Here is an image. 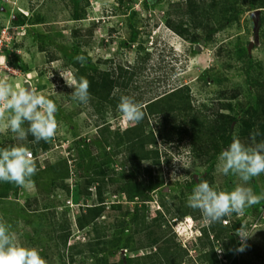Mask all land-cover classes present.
Returning <instances> with one entry per match:
<instances>
[{"label": "rangeland", "instance_id": "obj_1", "mask_svg": "<svg viewBox=\"0 0 264 264\" xmlns=\"http://www.w3.org/2000/svg\"><path fill=\"white\" fill-rule=\"evenodd\" d=\"M238 1V9L242 10L239 21L225 26L207 44H193L169 27L171 21L174 24L181 21L179 15L186 5L184 0H0V33L5 31L10 38L2 57L6 56L8 66L17 71L7 72L1 62L0 79L8 77L13 86L18 84L34 88L38 94L52 99L58 108L55 114L58 128L54 139L46 142V150L40 149L35 153L36 142L29 141L28 136L20 140L10 131H0V148L27 147L40 166L38 170L45 173L42 176L46 180L55 177V165L66 160L69 166L67 183L74 194L83 182L75 161L77 148L86 142L90 143L92 154L107 155L109 167L115 173L112 175L119 178L131 172L129 153L125 155L127 166L121 168L122 158L115 156L99 137L100 130L107 124L112 132L132 126L121 120V114L112 105L103 110L101 104L92 99L87 104L72 100L74 89L67 87L60 75L75 78L76 74L83 75L85 69L113 72L119 67L135 70L133 72L145 81L143 87L148 84L154 86L156 92L147 91L143 99L148 100L176 86L187 85L194 107L206 105L210 112L237 116L239 122L234 125V136L245 145H250L255 131H245V136L240 135L243 129L241 122L250 111L249 106L254 107L257 113L261 110L259 93H264V37L262 29L259 30L258 41L255 40L253 11L248 8L250 0ZM74 13L80 19H75ZM261 13L264 15V12ZM199 34L203 40L206 39L205 30ZM240 49L261 63L260 67L250 71L251 74L245 71V57L239 63L237 57L234 60L227 57L230 52L236 53ZM78 55L87 58L83 66L74 59ZM248 78L260 81L257 91L248 88ZM144 91L141 89L140 93ZM234 93L238 94V98H232ZM131 95L135 99L142 98L134 89ZM224 104L231 109H222ZM258 115L263 120L264 115ZM23 127H28L27 122ZM260 132L258 128L256 133ZM261 141H264L262 132L260 136H255V142ZM208 143L211 152L202 156V162L208 159L204 163L207 168L194 164L196 161L191 149H194L195 142L167 147L159 143L162 149H169L173 159L172 168L162 170L166 187L163 193H167L165 201L169 204L179 201L182 192H185L182 189L190 185L193 178L204 175V171L211 173L215 183L213 188L218 191L231 192L242 183L239 177L232 174L225 176L218 168L221 163L218 157L228 147V142L219 143L216 149L213 148L215 143ZM173 172L176 175H172ZM12 186L8 197L0 198V219L11 226L19 243L41 250L40 254L48 264H68L63 258L68 252L60 238L65 216L75 222L87 205H97L95 190L82 191L78 203L59 192L51 193L48 198L44 194V201L37 203L35 199L41 196L35 183L24 188ZM246 186L256 194L264 192V174L252 178ZM2 187H7L5 182H0V191ZM115 189L116 186L110 188L112 192ZM147 193L139 201V197L129 198L122 192H109L105 199L106 212L100 219L103 231L110 233L111 237L126 212L130 211L139 219L147 215L150 221L155 217L159 220L164 236L170 239L173 249L181 255L182 264H212L208 261L212 254L218 256L217 264H233L243 253L247 264L254 261V264H264V202L247 208L243 216L233 213L225 217L226 224L216 223L223 233L218 240L214 235L208 240L203 237L202 229H207L209 225L201 222L198 210L192 209L193 216L171 220L159 207V192L150 193V197L148 195L152 201L145 202L144 208L142 202L147 200ZM113 205L121 208H112ZM242 225L249 238L246 250L238 252L236 249L240 242L235 231ZM151 227L156 228L157 225L152 224ZM129 232L134 233L132 252L112 251L111 262H118L123 256L143 257L157 251L150 246L156 233L154 229L146 228L138 234L131 227L126 234ZM84 237L87 238L85 232L76 230L70 243L78 244L81 240L85 241ZM83 264H92V260H85Z\"/></svg>", "mask_w": 264, "mask_h": 264}, {"label": "trees", "instance_id": "obj_2", "mask_svg": "<svg viewBox=\"0 0 264 264\" xmlns=\"http://www.w3.org/2000/svg\"><path fill=\"white\" fill-rule=\"evenodd\" d=\"M184 1L186 5L183 6V12L179 15L181 21L175 24L171 21L169 27L178 36L193 44H207V42L212 41L213 37L222 31L225 26L239 21V17L242 14V10L238 9V0ZM248 8L253 12L260 9L264 10V0H250ZM263 10L261 12H264ZM261 12L259 30L263 29L262 37H264V15ZM74 18L80 19V16L74 13ZM201 30L206 32V39L204 40L199 34ZM227 57H231L230 60H234L237 57V63L242 62L243 57H245V71L247 74H251V70H255L261 65L260 62L255 61L242 49L236 53L230 52ZM83 71H85L83 75L76 74L75 78L79 79V77L83 76L89 80L91 99L99 102L103 110H105L106 106L111 105L113 109H116L120 96L127 95L143 105L144 118L138 125L123 131L112 132L108 124L100 130L99 139L101 143L113 150L115 156L122 158L120 160L121 168L127 166L128 162L125 155L129 153L128 161L132 171L119 178L112 175L114 171L109 167V163L106 160L107 155L97 156V154H92L89 151L91 148L90 143L87 142L77 148L75 161L83 182L75 189V194L72 193L71 187L67 183L69 166L66 160L60 165H55L53 170L56 176L47 180L42 176L45 173H41L40 169L38 170L40 166L37 163V173L32 178L38 189L39 196H41L40 199H35L37 203L45 198L42 195L47 194L48 198L51 193L56 192L63 193V195L71 197L73 201L78 203L81 192L92 189L95 190L96 198L98 199L97 205H87L82 209L75 222L69 221L66 217L67 215L65 216L60 238L61 244L67 250L68 255H63V258L68 264H83L85 260H92V264H148V262H151V264H182L181 255L173 249L170 239L164 236L161 224L156 217L152 221L149 220L150 218L147 215L143 216V219H139L128 211L111 237L110 233H105L103 225L100 224V219L104 218L106 212V195L109 192L111 194L113 192H122L129 198L139 197L140 201L143 194L147 191V200L142 202L145 208V202L151 203L152 201L149 198L150 193L159 192V207L165 210L166 215L171 220L193 216L192 209L187 206L186 198L188 194H191L198 180H207L213 187L215 184L214 178L211 173H205L204 171V175L199 176L197 179L193 178V182L182 189L185 192H182V198L179 201H175L173 205L169 204L165 201L167 193H163L166 187L164 186L165 180L162 170L164 168L171 169L173 159L168 153L169 149L165 148L171 145H180L183 142H195L194 149H191L194 155L193 159L196 161L194 164H197L196 166L198 167L204 166L207 168L204 163L208 159L202 162V156H207V153L211 152V149L208 148V142L215 143L214 149L219 148V143L226 144L228 142L229 146L234 137V125L239 122L237 116L210 112L206 105L194 107L191 90L187 85L176 86L147 100L146 98L143 99L142 96L146 95L147 91L152 94L156 91L153 89L154 86L150 84L143 87L142 84L145 81L141 79V75L138 77L137 73L133 72L135 70L130 71L119 67L113 72L109 70L98 71L97 69H85ZM248 81H250L248 88L253 92L257 91L259 86H261L260 81H254L250 78H248ZM133 89L142 98L135 99L132 97ZM141 89H145V91L140 93ZM259 94V103L262 111L259 110L257 113L254 107L249 106L250 111L246 113L247 115L243 117L244 120L241 122L243 129L242 131L240 130V135L242 136H245V131L254 130L256 133L258 128L264 135V118L262 120L261 116L258 115H264V93ZM232 98H238V94H232ZM222 109L230 110L231 107L224 104ZM248 116L250 117L246 119ZM261 132L258 133L259 136ZM28 140L34 142V137L29 134ZM159 143L166 147L162 149V147H159ZM42 144L43 141L37 143L33 151L38 153L40 149L46 150L47 143L44 142V145ZM198 162H202V165H198ZM86 169L88 171L85 173ZM8 184L11 183H6L7 187H2L3 189L0 191V198L2 199L8 197L9 191L13 187V184ZM115 186L116 189L112 192L110 188L113 189ZM171 192L172 190L170 189L169 193ZM176 206L178 207L176 208ZM112 208L121 207L113 205ZM152 224H156L157 227H151ZM54 225H56V222ZM131 227H134L138 234L146 228L154 229L156 233L151 240L150 246L157 251L143 257L131 258L123 256L120 261L111 262L110 258L116 250L132 252L134 233L129 232L126 234ZM76 230L85 232L88 240L84 237L85 241L81 240L78 244L70 243ZM202 232L203 237L208 240L212 235L218 240L223 233L216 223L209 225L207 229H202ZM243 255L240 259L236 258L233 264H247L244 258L245 255ZM208 261L212 264H217L219 262L218 256L209 255Z\"/></svg>", "mask_w": 264, "mask_h": 264}, {"label": "clouds", "instance_id": "obj_3", "mask_svg": "<svg viewBox=\"0 0 264 264\" xmlns=\"http://www.w3.org/2000/svg\"><path fill=\"white\" fill-rule=\"evenodd\" d=\"M74 59L83 66L87 58L78 55ZM0 62H3L7 72H17L8 66L6 56L0 57ZM60 75L65 85L74 89L71 93L72 100L87 104L91 99L89 80L83 76L76 79L71 75ZM117 110L121 114V120L129 126L138 125L144 118L143 105L127 95L120 96ZM57 111L56 103L38 94L34 88L18 84L13 86L8 82V77L0 79V131H10L20 140L31 134L36 143L50 142L58 128L55 118ZM26 122L27 128L23 127ZM256 135L258 133L253 134L250 145H245L234 136L218 157L221 162L218 168L222 174L239 177L241 184L231 192H225L216 191L207 180H198L187 196V206L201 213V222L205 225L226 224L228 221L225 217L233 213L243 216L247 208L264 202V192L256 194L246 186L252 178L264 174V141L255 142ZM36 173L37 161L27 147L18 145L0 148V182L15 184L20 188L30 187L34 184L32 178ZM172 175H176L175 172ZM235 235L240 242L236 251L244 252L249 238L246 228L240 226ZM40 251L19 243L11 226L0 219V264H48Z\"/></svg>", "mask_w": 264, "mask_h": 264}, {"label": "water", "instance_id": "obj_4", "mask_svg": "<svg viewBox=\"0 0 264 264\" xmlns=\"http://www.w3.org/2000/svg\"><path fill=\"white\" fill-rule=\"evenodd\" d=\"M260 12L261 10H256L251 14L254 19V36L256 41H258L259 38Z\"/></svg>", "mask_w": 264, "mask_h": 264}, {"label": "built area", "instance_id": "obj_5", "mask_svg": "<svg viewBox=\"0 0 264 264\" xmlns=\"http://www.w3.org/2000/svg\"><path fill=\"white\" fill-rule=\"evenodd\" d=\"M6 32L3 31L0 33V57H2L4 48L8 47L10 38L5 34ZM0 62V66H1Z\"/></svg>", "mask_w": 264, "mask_h": 264}]
</instances>
